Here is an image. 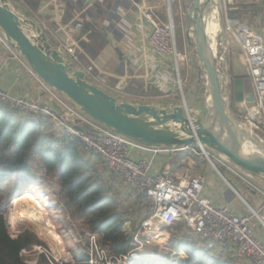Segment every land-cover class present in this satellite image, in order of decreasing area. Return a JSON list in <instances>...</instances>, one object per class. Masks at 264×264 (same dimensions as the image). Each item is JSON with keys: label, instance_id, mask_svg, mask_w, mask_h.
<instances>
[{"label": "crops", "instance_id": "1", "mask_svg": "<svg viewBox=\"0 0 264 264\" xmlns=\"http://www.w3.org/2000/svg\"><path fill=\"white\" fill-rule=\"evenodd\" d=\"M218 2L220 6L222 2V12L214 20L211 16L210 22L219 34L214 35L211 42L213 53L218 58V75L225 106L242 128L264 139V114L256 103L251 69L241 43L252 39L264 52V0ZM8 3L28 22L27 27L33 30L41 28L55 49L65 43H74L83 63L94 68L96 79L93 84L115 96L119 102L158 105L161 108L183 104L182 95L177 93L174 58L164 57L151 47L150 26L144 19V13L151 11L163 24H167L170 21L168 0H8ZM176 3H180L178 20L174 14ZM183 3L172 0L171 15L175 30L178 28L182 35L183 48L179 51L186 56L180 72L184 80V98L192 116L206 117L210 97L208 71L197 51L194 24L189 17L192 0H183ZM204 10L209 12L207 6ZM86 18L89 20L86 21ZM227 18L236 23L233 32L225 28ZM83 19L84 27L77 29L76 24ZM0 89L12 97L49 104L58 114L65 111L6 38L1 27ZM198 94L202 95L203 102L193 100ZM253 95L254 100H251ZM65 100L81 111L79 106ZM0 108L11 111L2 104ZM17 114L21 119L31 116L24 111H17ZM48 121L61 132L56 122ZM158 149L134 146L130 157L145 159L155 175L169 169L178 180L186 168L194 174L204 175L203 196L216 207H229L239 216L248 215L250 208L262 212L263 176L253 175L213 151L206 155L196 146ZM251 227L264 243V225L260 220L253 218ZM213 250L217 255L231 257L235 264H248L234 257L230 245L217 243Z\"/></svg>", "mask_w": 264, "mask_h": 264}, {"label": "built area", "instance_id": "2", "mask_svg": "<svg viewBox=\"0 0 264 264\" xmlns=\"http://www.w3.org/2000/svg\"><path fill=\"white\" fill-rule=\"evenodd\" d=\"M168 2L170 17L168 24H163L151 11L144 13V19L150 26L151 47L164 57L174 58L177 87L185 100L184 80L180 77V72L186 56L177 48L176 30L171 15L172 0ZM87 20L89 19L86 18ZM84 21L85 19L79 21L76 28L81 30L84 27ZM235 24L227 18L226 30L233 32ZM241 43L246 50L251 69L256 103L264 114V52L258 49L256 42L252 39L243 40ZM57 50L73 69L83 70L88 80L93 83L96 79L94 68L83 63L74 43L62 44ZM46 86L50 94L65 108L64 112L58 114L49 104L40 101L12 97L2 89H0V104L11 110L47 117L56 122L66 136L78 140L79 146L84 151L99 155L110 174L119 177L137 193L149 196L153 202V210L143 221L141 225L143 230H151L154 224L167 228H172L179 223L184 224L205 248L213 249L217 243L230 245L235 258L248 264H264V243L256 237L251 227L253 218H257L264 225V204L262 212L250 208L248 215L239 216L229 207L214 206L208 198L203 196L206 184L204 175L194 174L189 168L184 170L183 176L178 180L169 169L157 175L152 174L145 159L135 160L130 157L134 146L151 147L141 145L93 120L76 110L53 88ZM88 263L96 264L93 260H89ZM100 264L113 263L108 261Z\"/></svg>", "mask_w": 264, "mask_h": 264}, {"label": "water", "instance_id": "3", "mask_svg": "<svg viewBox=\"0 0 264 264\" xmlns=\"http://www.w3.org/2000/svg\"><path fill=\"white\" fill-rule=\"evenodd\" d=\"M212 1L215 5L216 0ZM202 4L203 0H192L189 17L194 24L197 51L209 76L210 97L206 117L192 116L185 100L182 105H169L168 108L119 102L115 96L91 83L83 70L73 69L41 28L33 30L27 27L28 22L11 9L8 0H0V27L46 85L66 96L84 114L107 128L151 148L196 146L207 155L213 151L251 174L264 177V139L242 128L225 106L218 58L213 53L208 22L202 17ZM214 34L218 35L219 31ZM219 44L224 45L222 42ZM251 100H254V95Z\"/></svg>", "mask_w": 264, "mask_h": 264}, {"label": "trees", "instance_id": "4", "mask_svg": "<svg viewBox=\"0 0 264 264\" xmlns=\"http://www.w3.org/2000/svg\"><path fill=\"white\" fill-rule=\"evenodd\" d=\"M48 120L32 114L21 119L17 110L0 108V264H27L23 252L41 243L29 231L17 237L9 232L5 202L10 205L15 196H7L2 191L10 177L16 178L18 186L38 180L58 184L56 194L66 212L75 220H81L86 231L100 235L110 253H129L133 238L125 225L132 219L127 216L124 204L112 194L113 183L109 179L112 174L103 159L84 151L78 140L55 130ZM36 173L41 176L36 177ZM135 199L145 205L148 215L152 212L153 202L149 196L137 193ZM174 228L184 229L185 226L178 224ZM170 241L176 250L188 254L187 264H235L231 257L205 248L192 234L175 233ZM89 260L88 256L81 255L71 262L60 263L41 255L37 264H89Z\"/></svg>", "mask_w": 264, "mask_h": 264}, {"label": "rangeland", "instance_id": "5", "mask_svg": "<svg viewBox=\"0 0 264 264\" xmlns=\"http://www.w3.org/2000/svg\"><path fill=\"white\" fill-rule=\"evenodd\" d=\"M180 1L183 3V0ZM221 6L217 0L215 8L212 10V20L217 18L222 12ZM179 12L180 3H176L174 5L176 20H178ZM176 41L178 50L182 49V35L178 28L176 30ZM177 93L181 95L179 89ZM63 98L69 100L66 96ZM193 100L196 101V103L203 102V97L201 94H198ZM204 101H206V99H204ZM35 176L40 177L41 174L36 173ZM109 179L113 183V196L124 204V207L128 210L127 216L132 219L126 223L125 229L133 238V248L129 253L123 255L110 253L109 249L102 244L100 235L86 231L85 225L81 220H75L70 213L65 211L56 194L58 184H47L45 181L38 180L37 182L29 181L25 185L18 186L15 177L7 179L8 185H6L2 191L3 194L7 196L13 194V196L16 197L24 190L31 191L36 201L44 207V211L40 212L36 210L34 205H28L17 209L14 208L11 203L8 205L7 200L5 202L6 220L11 235L17 237L29 231L41 242L39 244H34L30 249L23 252L27 264H37L41 255H45L51 262L60 263L71 262L81 255L88 256L90 260H93L96 264L108 261H112L113 264L188 263V254L179 252L170 244V238H172L175 233L181 236L191 235V233L186 230L187 228H167L159 224H154L151 230H143L141 225L147 218L148 213L145 211V205L142 203L140 205V203L136 201L137 192L131 191L132 189L115 176L113 177L111 175ZM31 212L39 221H43L46 226L34 228L26 224L22 228H16L15 220L22 218L26 220L24 216H26V214H31ZM52 227L54 230H52ZM94 236H96L95 239ZM136 239H138V241Z\"/></svg>", "mask_w": 264, "mask_h": 264}, {"label": "bare ground", "instance_id": "6", "mask_svg": "<svg viewBox=\"0 0 264 264\" xmlns=\"http://www.w3.org/2000/svg\"><path fill=\"white\" fill-rule=\"evenodd\" d=\"M204 6H207L209 8V12L208 13H206V11L204 10ZM214 8H215V5H214L212 0H203L202 17H203L205 22L206 21L208 22L207 31H208V33H210L211 38L214 37V35H215L214 33L217 30V28L214 27L211 24V22H210V18L212 16V10ZM11 205L14 208H17V209L23 208L24 206H28V205H34V207L36 208L37 211H40V212L44 211V207L39 202L36 201V199L34 197V194L31 191H26L24 194H21L20 196H16L14 199H12ZM24 218H26V220H24L23 218L15 220L16 228H22L26 224H28V225H30L31 227H34V228H37V227L41 228L42 226L45 225V223L43 221H39V219L36 218L32 212H31V214H26V216H24ZM47 223H49V222H47ZM52 230H54L53 227H52ZM124 264H126V263H124Z\"/></svg>", "mask_w": 264, "mask_h": 264}]
</instances>
